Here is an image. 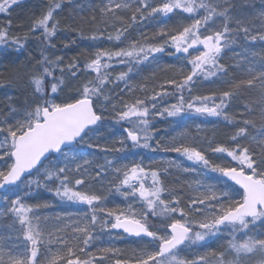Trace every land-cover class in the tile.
<instances>
[{"label": "trees", "instance_id": "obj_1", "mask_svg": "<svg viewBox=\"0 0 264 264\" xmlns=\"http://www.w3.org/2000/svg\"><path fill=\"white\" fill-rule=\"evenodd\" d=\"M28 2L9 9L2 19L0 18L1 31L7 34L4 42L8 43V38H12L15 39V44L19 45V53H16L11 47L13 43L9 47L0 45V121H12L14 116L19 118L25 109L32 105L31 97L34 90L32 79L42 71L40 62L45 57L52 61L60 57L61 64L56 66V76L61 77L60 69L63 68L64 84L61 86H65L66 82L74 84L76 88L70 96H75L77 90L81 89L85 83L96 79V73L87 70L85 65L94 58L97 51H118L122 48L130 50L134 41L140 45L152 44L165 49L163 52L153 54L156 57L155 60L150 59V61L141 64H135L134 61L128 63L127 58H125V63H120L118 58H113L111 61L104 60V63L109 67L102 68L101 72L107 73L110 78L100 96L103 102L102 115L104 119L87 135L88 146L93 147L96 154L90 161H87L86 167H84L85 173L89 177L68 179L69 187L73 190L84 191L86 186H90L91 189L86 192L105 197L103 207L116 212L121 209L127 211V205L128 207L131 205L137 211L142 210V201L138 198L129 197L126 199L121 193L115 191L114 186L119 185L123 178V172L130 168L128 165H124L122 168L120 166L123 162H133L129 147H122L120 142L122 139L127 140L122 127L130 128L131 125L126 121L118 122L116 111L123 109L125 104H133L137 99L145 100L146 104L148 103L150 106L151 97L157 93L160 94L157 97L159 108L150 109L153 112L148 117L152 125L150 147L145 148L146 150L140 154L139 158L143 163L149 162L146 169L153 167V170L160 172V179L166 189L162 198L171 201L179 197L180 207L185 211L190 206V198L201 195L204 191V187H200V190L196 191L197 181L200 186L212 184L219 188L220 183L215 177L220 174L211 172L210 169H204L201 165L188 166L184 163L180 153L166 151V148L172 145L179 146L181 143L184 146H195L198 150H203L212 163L217 164L229 163L231 158L226 153H213L210 146L222 145L229 149H235L238 146L248 147L257 153L264 148V137L255 133L256 129L264 127V89H262L261 81L258 78L259 71L254 65L258 64L260 72L264 71V41L259 38L253 41L249 38L246 42H242V45H235L236 48L240 47L243 50V54L235 53L237 56L232 58H219L218 63L226 69V72H222L224 77L221 79L220 85L209 83L202 87H196L197 78L194 77L195 83L191 86V91L186 90L183 93V110L176 115L169 116L168 112L173 110L172 106L180 104V93L174 85L168 82L182 83L184 78L191 74L192 66L189 60L195 56L193 51L189 52L191 55L184 54L183 58L181 56L183 54H179L181 57L175 56L172 53L173 46L169 36L177 34L183 30V26H190L194 22V20H190L189 13L181 9H175L166 15L151 11V8L160 7L166 0H147L150 5L148 8L137 4L136 0L130 4L129 8H113L112 12L103 10L107 9L110 4L114 5L122 0L116 2H109V0H29ZM52 3H59L61 7L55 10L53 19L49 23L50 27L52 24H56V33L50 40H45L42 31H33L32 29L35 22L47 13ZM137 7H140L139 12L136 11ZM134 15L135 20H133ZM183 15L186 19H183L185 21L181 24L180 17ZM125 28L127 31H123ZM118 30L123 31L119 40L116 39ZM94 36L96 39H93ZM109 36L112 37L111 40L108 39ZM17 39L19 43L16 42ZM202 50L203 48L200 49V51ZM73 63L78 66L75 78L69 70V65ZM24 65L28 66L27 70L22 68ZM177 65L180 66L179 73L176 71ZM130 67L131 72H129ZM122 72L129 74L126 81L117 79ZM253 77H257V79L254 80L252 86L245 83L238 89L232 87V85L240 84L241 81L246 82ZM50 82L49 78V83L46 84L49 94ZM224 91L234 93L233 97L227 101L230 108L227 107L225 115L210 116L209 119L205 118V121L200 122L197 119L201 114L187 107L189 102H195L199 106V102L195 101L196 97L211 98L214 94L219 97ZM164 100H168L170 105L163 103ZM165 105L167 107L161 109L160 106ZM158 109L160 113L157 112ZM202 116L205 117V115ZM245 121L249 123L245 124ZM199 123L203 125L197 130L195 127ZM242 127L246 129L245 134L238 137V143L234 142L232 137ZM5 161H8L7 157L0 160V170H7ZM117 168L121 170L120 173L116 172ZM98 172L100 175H97ZM81 178L84 179L85 184L77 186L75 181ZM60 183V179L46 181V184L51 188L47 191L43 186L44 181H40L39 186L36 184L31 188L33 191L36 189L34 194L27 195V187L20 191L16 186L0 193V199H3L5 196L8 198L10 196L8 194L14 192V199L19 195L25 206L28 201L27 206L33 208L31 214L28 213L29 218L33 217V213L40 217V224L45 233V243L41 247V252L48 248V233L51 232L55 235V230L60 228L71 235L70 226L72 223L85 213L91 215L89 206L84 203H70L69 207H66V202L56 194ZM22 184L25 183H19V186ZM60 190L62 191V189ZM226 190L231 193V189ZM131 200H134L135 203H132ZM102 215L106 216V213ZM190 215L194 217L193 227L196 231L199 228L195 222L202 220L203 217L194 212ZM33 222L36 221L33 220ZM149 223L153 225L152 230L160 227L159 218L150 216ZM98 227L94 229L97 238L93 241V246L87 249V255L78 253L82 259L91 260L92 264H97L101 258H103L102 264H116L118 259L126 260L128 264H134V257L143 250H155L156 242L152 241V238L136 240L113 232L110 228L102 229L100 227L98 229ZM97 229L100 230L99 233ZM253 232L252 237L259 238L258 235H261L264 238V224H258ZM0 237H3V239L0 238V248H2L5 257L13 245L22 244L25 240L19 221L8 209L0 212ZM69 243L74 245L76 241L72 240ZM217 243V239H211L204 245L207 246L210 253H213L216 249L220 250ZM52 248L53 253L48 254L47 260L42 259L41 264H47L56 252H60L64 259L57 260L55 264H66L69 258L66 249L61 252L63 246L57 245L54 240ZM105 248H110L112 251L105 253L102 251Z\"/></svg>", "mask_w": 264, "mask_h": 264}, {"label": "snow or ice", "instance_id": "obj_2", "mask_svg": "<svg viewBox=\"0 0 264 264\" xmlns=\"http://www.w3.org/2000/svg\"><path fill=\"white\" fill-rule=\"evenodd\" d=\"M224 2L229 4L230 0H224ZM8 3L9 0L0 3V12L6 10ZM11 3H16V0H11ZM137 4L144 8L150 7L147 0H137ZM130 6L129 0H122L114 5L110 4L103 11L112 12L113 8L121 9ZM60 7L59 3H52L47 13L33 26V31H42L45 40H50L56 33V24H52L50 27L49 23L53 19L55 10ZM175 9H181L189 14H199V10L203 9L207 14L194 19L190 26L184 27L177 34L169 36L171 45L177 53H189V49H196L198 53L189 60L192 71L182 83L168 82L174 85L180 93V104L172 106L173 110L168 112L169 116L176 115L183 110V93L186 90L191 91V86L195 83L194 77L208 78L216 76L218 72H226L224 66L218 63L222 50L235 43L241 32L245 37H249L250 33L243 17L234 18L230 14L229 7L213 4L211 0L208 3H205V0H166L160 7L151 8V11L166 15ZM136 11L139 12L140 7H137ZM260 16L264 18V12ZM214 17L223 21L222 30H216L207 35L202 34L201 28L207 30L209 22ZM135 19L134 15L133 20ZM233 21L235 28L230 27V23ZM123 31H127V29L125 28ZM123 31L118 30L117 40L123 35ZM6 35V32L0 31V42L5 41ZM257 38L264 41V34L250 36L253 41ZM93 39L96 37L94 36ZM108 39L111 40L112 37L109 36ZM16 42L19 43L18 39ZM198 45L203 47L202 51L196 48ZM164 50L162 46L140 45L135 41L131 44L130 50L123 48L118 51L99 50L95 53L94 58L85 65L87 70L96 73V79L85 83L81 89L77 90V95L63 100H59L56 95L63 91L61 85L64 84L63 68L60 69L61 77L56 76V66L61 62V59L58 57L56 62H53L45 57L40 62L42 71L32 79L34 95L38 99L25 109L22 116L19 118L14 116L12 118L14 122L0 121V160L7 157V160L11 161L10 164L5 161L6 171L0 170V189H4L6 186L19 187L17 182L22 183V177L26 173L31 174L34 169L39 173L40 168L44 167V161L48 160L51 154L65 155L66 149L72 147L74 143L83 142L88 131L93 130L91 126L97 125L104 119L102 114L97 113L96 105L110 79L107 73L101 72L102 68L109 67L104 63L105 59L111 61L113 58H118L120 63H125V58H127L128 63L134 61L135 64H141L150 61V59L155 60L156 57L153 54ZM77 67L75 63L69 65V70L74 78L77 76ZM131 71L130 67L129 72ZM128 75L127 72H122L117 79L126 81ZM49 78L51 94L46 90ZM258 78L261 81L262 89H264V71L259 73ZM256 79L257 77H253L246 82L241 81L240 84L232 85V87L238 89L245 83L252 86ZM233 95L234 93L231 91H224L220 102L213 101L211 106H209V97H196L195 101L199 102V106L195 102H189L187 107L201 115L219 117L225 115L224 109L227 107V101ZM158 96H160L159 93L151 97L150 107L145 100L137 99L133 104H125L123 109L116 111L118 122L126 121L132 125L125 131L134 146L150 147L152 125L148 117L150 108L155 110L157 107ZM247 123L249 122L245 121V124ZM245 132V128H240L232 140L238 143V137ZM141 141H143L142 144ZM165 150L180 153L187 160L203 166L204 169L219 173L220 175L215 179L220 183V187L217 188V185L200 186L197 181L196 191H199L200 187H204V191L201 195L190 198V206L185 211L180 207L179 197L171 201L162 198L166 189L160 179L159 171L152 170L149 173L141 165H134L131 169L123 172V178L119 185L114 187L115 191L121 193L126 199L131 197L142 201V210L137 211L129 205L127 211L121 209L116 212L102 206V202L106 200L105 197L70 188L68 177L62 175L65 173L66 167L57 166L52 170H46L44 178L46 180H51L53 177L60 179V188L57 189L56 194L62 199L66 198L68 201L88 205L91 215L85 213L73 222L70 226L71 235L60 228L55 230V235L51 232L48 233V248L41 252V247L45 243V233L40 224V217L33 213V217L29 218L28 213L33 209L26 207L21 202V197L17 195L11 201L12 207L8 211L14 213L15 218L19 221L25 240L22 244L13 245L8 250L6 257L0 248V264H41L42 259L47 260L48 254L53 253V240L57 245L63 246L61 252L66 249L69 257L66 264H92L91 260L82 259L78 253L87 255V249L93 246V241L97 238L94 234L97 225L102 229H123L125 233L137 237L142 235L151 237L152 241L156 242L155 250H143L134 257V264H198L197 261L182 258L180 255L182 249L179 246L192 245L198 241H204L206 237L218 236L225 229L233 232L251 231L250 225L255 227L258 221L264 224V148L257 153L248 147L238 146L235 149H229L222 145L210 146L213 153H226L231 158L229 163L224 164L212 163L205 152L198 150L195 146H184L181 143L179 146L172 145ZM71 159L74 162L77 157L73 155ZM77 170L79 171V165ZM120 171L119 168L116 169L117 173ZM97 175L100 173L98 172ZM149 175L151 184L146 185L145 180ZM134 182H138V186ZM31 183L39 186L40 181L36 180ZM75 184L77 186L84 185L85 181L83 178L77 179ZM122 189L126 190L122 191ZM226 189H231V193ZM193 212L203 217L202 220L195 222L202 231L194 230V217L190 215ZM104 213L106 216L102 215ZM150 216L159 218V228L152 230L153 225L149 223ZM33 220L36 222L34 223ZM62 232L63 235L60 234ZM245 234L247 235V232ZM72 240L76 241L74 245L69 243ZM230 247L237 257L256 252L264 255V238L249 237L243 243L230 241ZM102 251L108 253L112 249L105 248ZM62 259L64 256L60 252H56L47 264H55L57 260ZM102 259L97 261V264H102ZM199 260L203 262L204 257H200ZM116 264H128V261L118 259ZM261 264H264V261H261Z\"/></svg>", "mask_w": 264, "mask_h": 264}, {"label": "rangeland", "instance_id": "obj_3", "mask_svg": "<svg viewBox=\"0 0 264 264\" xmlns=\"http://www.w3.org/2000/svg\"><path fill=\"white\" fill-rule=\"evenodd\" d=\"M28 1L29 0H16V3H11V0H9V3L6 6V10L3 12H0V18L2 19V16L5 15L9 9H11L13 7L15 8L18 5H21L22 3H24V2L26 3ZM116 1H119V0H109V2H116ZM135 1L136 0H129V3L131 4ZM3 2H4V0H0V3H3ZM208 2H209V0H205V3H208ZM211 2L213 4H221L224 7H229L230 14L234 18L243 17L245 19L246 26H248L250 29L249 37H245L244 34L241 32L240 37L236 40L235 43L231 44L229 47L224 48L222 50V52L220 54V58L221 57H231L232 58L233 56L236 55L235 53H238V54L242 53L243 54V50L240 47L236 48L235 45H237V44L242 45V42H246V40L249 39L250 36H252V35L259 36L260 34H264V18H262L260 16V14L262 12H264V0H230L229 4H225L224 0H211ZM232 5H234V6H232ZM204 12L205 11L201 9V10H199V14H190V20L191 19L194 20L196 18H201L203 16ZM206 14L207 13H205L204 15H206ZM180 19H182L181 24H183V22L185 21L183 19H186V18L183 15V17H180ZM0 25H2V24H0ZM175 25H177V24H175ZM222 25H223V21L219 18L214 17L213 20L209 22L207 30L202 27L200 31L202 34H205V35L211 34L212 32H214L216 30H222ZM230 27L235 28L234 21L232 23H230ZM183 28H184V26H183ZM0 31H1V28H0ZM11 44H12L11 47L16 51V53H19V49H18L19 45L15 44V39L8 38V43L7 42L0 43V45H2L1 47H9V45H11ZM199 47L203 48L200 45H199ZM172 49H173L172 53H176L175 48L173 47ZM189 52H192L194 55L198 54V53H196L197 52L196 49H189ZM170 53H171V51H170ZM179 54H183V55H181L183 58L184 54H187V53L180 52ZM181 56H179V57H181ZM56 60L57 59H54L53 61L56 62ZM60 64H61V62L58 64V66ZM254 65H255V67H257V69L260 73L259 65L258 64H254ZM22 68L24 70H27L28 66L24 65ZM251 69H253V67H251ZM223 77H224V75L221 72H218L216 76H210L208 78H204L203 76H199L196 80L197 81L196 87L197 86L202 87L204 85H208L209 83L213 84V85H216V84L220 85L221 84L220 82H222L221 79ZM61 87L63 88V91L58 92L56 94V95H58L59 100H63V99L68 98L70 96L71 92L76 88V86L70 82L69 83L66 82L65 86H61ZM220 97H221V95H219V97L216 94L212 95L210 100H209V106H211V103L213 101L215 103H219ZM37 99H38V97L36 95H34V90H33L31 101H33V103H34ZM59 100H58V102H59ZM102 103L103 102H102L101 97H100L99 103L96 105V108L98 110H100L99 111L100 113H102V108H103ZM163 103H167L168 105H170V102L168 100H164ZM150 105H151V103H150ZM228 106L229 105L227 103V107ZM157 107H158V104H157ZM160 107H162L161 109H165L167 107V105L160 106ZM227 107L224 109L225 113L228 110ZM229 108H230V106H229ZM152 112L153 111L150 110V115ZM157 112L160 113V110L158 109ZM205 118L209 119L210 116L205 115V117H204L202 115H199L197 120H199L200 122H203V121H205ZM202 125L203 124L199 123L198 126H196L195 128L197 130H199L200 127H202ZM262 132L264 133V127L263 126H262V128H258L255 131L256 134L258 133L259 136L264 137V134ZM120 142L122 144L121 145L122 147H126V148L129 147L130 152L132 153V160H133L132 163H130V162L124 163L123 162L122 165L120 166L121 168L124 167V165H128L130 167L129 169H131V167L134 165H141L146 171H152L153 170V167L146 169L147 164H149V162L146 161L145 163H143L142 160L139 158L140 154L146 150L145 148H142V146H133L132 144H130L129 140H125V139H122ZM88 143H89V140H88V137L86 135V137H84L83 142L77 144L74 147L69 148L67 151H65V155H57V157L48 159L47 162L45 163L44 167L42 169H40L39 173H36V175H34V177L27 178L25 182H22L25 184H22L19 186L20 191H23V189L25 187H27V189H28L27 195L29 193L34 194V192H36V189H34V191H33V190H31V188L33 186H35L36 184L31 183V182L36 181V180H39L42 182L44 181V185H43L44 188L47 191L50 190L51 189L50 186H48L46 184V181H48V180H46L44 178V172L46 170H52V169L56 168L57 166L66 167L65 173L62 175H66L68 177V179L69 178H77V177L78 178L89 177L87 175V173H85V168H84V167H86L85 161H90L91 158H93V155L96 154V152L94 151L93 147L88 146ZM73 155H75L77 157V159L74 162L71 159ZM180 156H182V155L180 154ZM182 157L184 159L185 164H187L188 166L190 165L191 167H196L195 162L187 160V158L184 156H182ZM10 163H11V161H7V164H10ZM78 165H79V171L77 170ZM81 169H83V170H81ZM51 180H58V179L53 177V179H51ZM147 181H145L146 185L151 184V176L150 175L148 176ZM136 183L138 186V182H136ZM29 185H30V187H29ZM90 189H91L90 186H86L83 190L89 191ZM124 190H126V189H124ZM14 194L15 193L12 192V193L8 194V196L10 195L8 198H7V196H5L3 198L4 200L0 199V212H3L5 209H9L12 207L11 201L14 200V198H13ZM30 196H32V195H30ZM28 199L30 200V198H28ZM63 201L66 202V204H67L66 207H69L70 203L71 204H78V202L68 201L66 198H64ZM131 202L135 203L134 200H131ZM22 203H23V201H22ZM25 204H26V207H31L29 205L27 206V204H29L28 201ZM103 204H104V201L102 202V206H103ZM126 209H128V205H127ZM29 214H31V212ZM258 224L260 225L261 223L259 221L256 222L255 227L250 225L251 231L238 230V231L233 232L229 229H225L218 236L206 237V239L204 241H198L195 244L186 246V248H184L182 250V253H180V255L182 258H185L187 260L197 261L198 264H261V261H264V255H261V253L256 252L253 254L241 255L240 257H237L234 250L231 249V247H230V241L243 243L244 240L248 239L249 237H252L251 235L254 233L253 231L255 230V228ZM96 227H98V226H96ZM98 229H100V227H98ZM196 231H202V230L198 229ZM97 232L99 233L100 230H98ZM245 232H247V235L245 234ZM258 237L263 238L261 235H258ZM0 238L3 239V237H0ZM252 238H255V237H252ZM210 239H217L218 240V243L220 244L219 245L220 250L216 249L215 251H213V253H210L208 251V249L206 248L207 246H205L204 243ZM221 247H222V249H221ZM200 257H204L203 262H201L199 260Z\"/></svg>", "mask_w": 264, "mask_h": 264}, {"label": "water", "instance_id": "obj_4", "mask_svg": "<svg viewBox=\"0 0 264 264\" xmlns=\"http://www.w3.org/2000/svg\"><path fill=\"white\" fill-rule=\"evenodd\" d=\"M98 123H99V122H98ZM94 126H96V125L91 126V128L94 127ZM125 132H126V131H125ZM126 135H127V132H126ZM127 137H128V136H127ZM131 142H132V141H131ZM74 144H75V143H74ZM38 166H39V165H38ZM34 170H35V169H34ZM34 170H33V171H34ZM33 171H32V172H33ZM27 175H29V174L26 173L25 176H27ZM25 176L22 177V179L25 178ZM232 183H234V182H232ZM11 187H13V186H6L4 189L11 188ZM238 187H239V186H238ZM4 189H0V192H1V191H4ZM113 230H114V231H115V230H116V231H119V232L125 234L126 236L128 235V236H130V237L138 238L137 236H135V235H133V234L125 233V232L123 231V229H113ZM141 237H147V236H143V235H142ZM147 238H149V237H147Z\"/></svg>", "mask_w": 264, "mask_h": 264}]
</instances>
